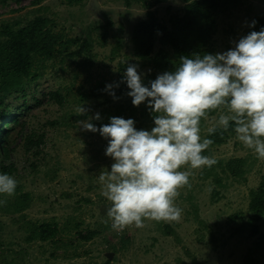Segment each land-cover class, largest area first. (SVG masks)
I'll return each mask as SVG.
<instances>
[{"label":"rangeland","instance_id":"rangeland-1","mask_svg":"<svg viewBox=\"0 0 264 264\" xmlns=\"http://www.w3.org/2000/svg\"><path fill=\"white\" fill-rule=\"evenodd\" d=\"M185 3L165 0L146 7L138 0L130 5L123 0H0V29L45 16L56 31L88 43L80 56L60 53L34 60L0 104V136L7 139L0 140V148L10 149L0 154L6 165L13 163L7 174L17 181L14 195L0 194V264H264V219L252 221L248 208L250 191L264 181V160L235 132L203 153L217 161L211 168L181 169L192 175L191 187L181 189L175 201L182 209L179 222L145 220L143 228L116 231L103 210L110 202L101 195L99 175L115 162L106 155L110 138L78 122L99 128L117 116L133 119L137 130L151 131L155 114L142 107L146 101L135 106L129 91L115 90L127 84L129 65L138 66L142 80L154 71L148 59L135 54L136 24L149 21L147 12H152L168 27ZM261 29L264 0H228L216 13L212 52L233 49L242 37ZM154 43L156 52L161 46L157 39ZM82 106L87 111L77 115ZM221 114L227 110L202 118V139L209 129L222 128ZM234 158L242 160L237 174L227 169ZM21 193L28 194L27 206L16 212L14 201ZM43 223L52 234L32 236L33 224Z\"/></svg>","mask_w":264,"mask_h":264},{"label":"clouds","instance_id":"clouds-1","mask_svg":"<svg viewBox=\"0 0 264 264\" xmlns=\"http://www.w3.org/2000/svg\"><path fill=\"white\" fill-rule=\"evenodd\" d=\"M180 60L174 72L158 75L150 87L142 83L137 65L126 69L132 103L147 101L155 114L151 131L137 130L133 119L117 116L99 128L90 121L78 122L84 130L110 138L106 155L115 162L110 171L100 173L99 181L101 195L110 202L106 214L116 231L133 225L143 228L145 220H181L182 209L175 201L181 189L191 187L192 175L181 169L211 168L217 163L203 155L214 141L200 134L202 118L213 110L226 109L218 127L227 131L233 122L237 140L264 160V29L250 32L224 53ZM112 88L108 84L106 90ZM110 94L116 98L115 92ZM86 111L82 106L77 115ZM94 118L100 119V114ZM16 188L14 177L0 173V194L12 196Z\"/></svg>","mask_w":264,"mask_h":264},{"label":"trees","instance_id":"trees-1","mask_svg":"<svg viewBox=\"0 0 264 264\" xmlns=\"http://www.w3.org/2000/svg\"><path fill=\"white\" fill-rule=\"evenodd\" d=\"M65 1L72 4L80 0ZM123 1L126 5H130L133 0ZM138 1L150 7L153 2L165 0ZM185 1L183 12L170 17L168 27L157 22L152 12H147L151 18L149 21H140L135 26L133 36V41L136 43L135 54L141 59H148L154 70L142 80L145 86L150 87L151 82L160 74L174 72L182 63L180 58L183 56L195 58L197 55L203 57L205 54H213L211 44L216 27V13L226 5L228 0ZM156 39L161 47L155 52ZM87 44L86 40L66 37L62 32L56 31L52 21L45 16H35L17 28L8 24L2 25L0 29V104L6 94L16 89L15 87L28 75L34 60H45L60 53L71 57L80 56L87 50ZM73 45L76 48L71 49ZM166 46L171 49V54L164 49ZM115 91L122 93L131 91V89L127 84H123ZM142 107H149L147 101L142 104ZM3 114L4 109L0 108V118ZM232 132H234L233 123L227 131L223 128H216V131L210 132L207 138L212 139L213 144H218ZM0 140L7 143V139L3 136H0ZM31 141L32 136L27 142L31 143ZM8 150L10 149L1 147L0 153L6 155ZM241 162V158L229 160L227 162L228 171L237 174L240 171L238 168ZM0 169L4 173H10L14 169L13 163L5 164L2 154H0ZM27 197V193H21L16 197L14 201L16 212L22 211L27 206ZM248 208L252 221L260 222L264 219V181L256 189L250 191ZM33 229L32 236L43 238L46 232L47 235L52 234L49 228L46 229L45 223L39 226L33 224ZM253 229H256L255 226Z\"/></svg>","mask_w":264,"mask_h":264},{"label":"water","instance_id":"water-1","mask_svg":"<svg viewBox=\"0 0 264 264\" xmlns=\"http://www.w3.org/2000/svg\"><path fill=\"white\" fill-rule=\"evenodd\" d=\"M107 207H108V206L106 205V206H105V209H103V210H107Z\"/></svg>","mask_w":264,"mask_h":264}]
</instances>
